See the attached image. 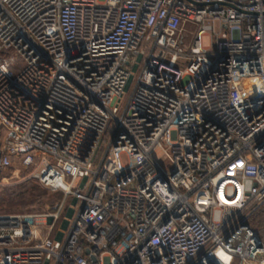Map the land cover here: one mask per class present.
<instances>
[{"label": "built area", "instance_id": "2783aa9c", "mask_svg": "<svg viewBox=\"0 0 264 264\" xmlns=\"http://www.w3.org/2000/svg\"><path fill=\"white\" fill-rule=\"evenodd\" d=\"M12 159L64 198L0 264H261L264 0H0Z\"/></svg>", "mask_w": 264, "mask_h": 264}, {"label": "rangeland", "instance_id": "374dc122", "mask_svg": "<svg viewBox=\"0 0 264 264\" xmlns=\"http://www.w3.org/2000/svg\"><path fill=\"white\" fill-rule=\"evenodd\" d=\"M109 129L106 136H108ZM106 137L104 138L105 141ZM120 162H126V155H120ZM166 162L162 164L165 167ZM11 167L5 169L0 175V215H44L51 214L55 211L57 205L64 198V194L59 191H48L38 184L29 176V171L18 166L17 162L12 159ZM73 205V201L67 195L62 204V212L59 214L56 221L53 223L52 230L49 236L52 235L55 228L58 226L60 218L63 216H70L71 210L66 207ZM219 212L215 211L212 214V219H218ZM35 223L43 230L47 226L43 223V218L36 217ZM48 223V222H47ZM264 241V229L261 234Z\"/></svg>", "mask_w": 264, "mask_h": 264}, {"label": "trees", "instance_id": "16d2710c", "mask_svg": "<svg viewBox=\"0 0 264 264\" xmlns=\"http://www.w3.org/2000/svg\"><path fill=\"white\" fill-rule=\"evenodd\" d=\"M250 225L262 234V230L264 229V209H260L257 213L253 214L250 217Z\"/></svg>", "mask_w": 264, "mask_h": 264}, {"label": "water", "instance_id": "95a60500", "mask_svg": "<svg viewBox=\"0 0 264 264\" xmlns=\"http://www.w3.org/2000/svg\"><path fill=\"white\" fill-rule=\"evenodd\" d=\"M93 261V260H92ZM261 264H264V261H262V263Z\"/></svg>", "mask_w": 264, "mask_h": 264}, {"label": "bare ground", "instance_id": "6f19581e", "mask_svg": "<svg viewBox=\"0 0 264 264\" xmlns=\"http://www.w3.org/2000/svg\"><path fill=\"white\" fill-rule=\"evenodd\" d=\"M248 81H245V83H247Z\"/></svg>", "mask_w": 264, "mask_h": 264}]
</instances>
